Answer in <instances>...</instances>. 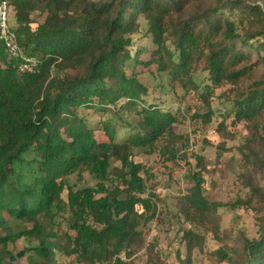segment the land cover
<instances>
[{"label": "trees", "instance_id": "1", "mask_svg": "<svg viewBox=\"0 0 264 264\" xmlns=\"http://www.w3.org/2000/svg\"><path fill=\"white\" fill-rule=\"evenodd\" d=\"M7 1L18 43L39 66L20 72L0 39V264L25 255L8 243L31 232L47 260L56 248L84 264L149 255L145 229L159 215L134 150L176 141L183 108L209 125L213 94L227 83L238 90L234 120L264 118V77L241 87L264 64V0ZM140 71L158 81V92ZM83 109L102 114L93 120ZM85 173L96 185L76 189L71 177ZM200 175L180 216L217 231L223 204L208 198ZM60 215H68L63 244L48 231ZM180 231L191 247L192 233ZM259 233L245 237L239 264H264V214ZM217 253L231 260L225 248Z\"/></svg>", "mask_w": 264, "mask_h": 264}, {"label": "rangeland", "instance_id": "2", "mask_svg": "<svg viewBox=\"0 0 264 264\" xmlns=\"http://www.w3.org/2000/svg\"><path fill=\"white\" fill-rule=\"evenodd\" d=\"M42 19L40 15L39 20ZM256 70L254 77L243 82L241 87H251L254 79L264 77V64ZM139 74L143 83L158 92L156 79L141 71ZM237 91L229 83L215 90L214 114L209 125L204 127L191 116L192 112L183 108L181 122L176 126L179 135L176 141L162 137L154 140L153 147L134 150L133 159L145 167L142 174L146 178L147 194L153 195L159 217L145 229L153 251L149 255L145 250L140 251L131 264H239L244 260L245 237L259 236L260 217L264 214V118L256 124L234 120L233 101ZM82 113L93 120H98L102 114L84 109ZM123 134L121 126L118 138ZM168 149H173L175 155ZM197 156H202L203 160H198ZM194 173H200L204 179L208 198L223 204L216 213L217 231L207 230L180 216L179 202L195 184ZM25 177L30 178L29 175ZM70 181L76 189L97 183L88 173L83 174L81 180L72 176ZM253 186L260 189L259 194L253 191ZM239 199L246 203L240 207L230 205ZM137 209L143 210L139 205ZM67 217L60 215L57 223L49 224L48 231L58 235L50 236V240L65 242L69 229ZM23 227L31 229L32 225L23 223L20 229ZM180 229L192 233L191 247L187 240L181 239ZM39 244L35 232L9 242L10 251L17 254L25 250V255L15 261L6 259L4 264H84L76 255H67L58 248L53 251L52 259L47 260L36 248ZM221 247L231 260H221L217 253Z\"/></svg>", "mask_w": 264, "mask_h": 264}, {"label": "built area", "instance_id": "3", "mask_svg": "<svg viewBox=\"0 0 264 264\" xmlns=\"http://www.w3.org/2000/svg\"><path fill=\"white\" fill-rule=\"evenodd\" d=\"M0 39L4 42L8 58L20 60V72H35L39 66L36 57L23 52L16 32L10 26V7L7 0H0Z\"/></svg>", "mask_w": 264, "mask_h": 264}]
</instances>
